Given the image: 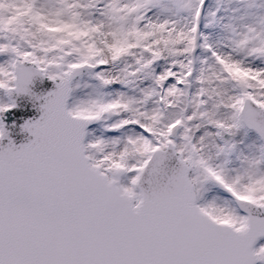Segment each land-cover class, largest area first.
<instances>
[{"label":"snow or ice","instance_id":"6c2138e0","mask_svg":"<svg viewBox=\"0 0 264 264\" xmlns=\"http://www.w3.org/2000/svg\"><path fill=\"white\" fill-rule=\"evenodd\" d=\"M262 237L264 0H0V264H264Z\"/></svg>","mask_w":264,"mask_h":264},{"label":"water","instance_id":"95a60500","mask_svg":"<svg viewBox=\"0 0 264 264\" xmlns=\"http://www.w3.org/2000/svg\"><path fill=\"white\" fill-rule=\"evenodd\" d=\"M19 103L21 105L19 108L13 110L12 113L5 114V120L9 126H11V122L13 120L16 121L17 126L10 128V135L14 138L17 143H20L26 135L19 132L18 126L21 123V118L32 116L35 114V110L31 108L30 104L25 99H21Z\"/></svg>","mask_w":264,"mask_h":264},{"label":"rangeland","instance_id":"374dc122","mask_svg":"<svg viewBox=\"0 0 264 264\" xmlns=\"http://www.w3.org/2000/svg\"><path fill=\"white\" fill-rule=\"evenodd\" d=\"M258 243H264V238L260 239Z\"/></svg>","mask_w":264,"mask_h":264}]
</instances>
